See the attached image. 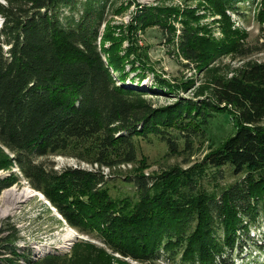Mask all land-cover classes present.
Listing matches in <instances>:
<instances>
[{
    "label": "trees",
    "instance_id": "1",
    "mask_svg": "<svg viewBox=\"0 0 264 264\" xmlns=\"http://www.w3.org/2000/svg\"><path fill=\"white\" fill-rule=\"evenodd\" d=\"M66 1L0 0V170L8 171L0 175V194L22 174L80 233L96 235L124 256L146 264H160L162 253L169 260L179 255L180 264H234L241 231L264 216V62L215 78L211 99L156 108L122 81L130 58L119 54V39L99 47L100 8L86 0L80 18L65 25L60 3H75ZM243 1L219 0L222 9L236 11ZM254 1H260L264 31V0ZM165 11L143 6L133 19L138 27H166ZM180 37L186 57L202 60L198 30L185 26ZM157 79L162 89L175 91L165 78ZM212 111L232 114L236 124L219 147L185 169L151 174L137 166L127 178L137 198L112 196L104 168L135 162L138 137L157 135L175 152L177 140L190 141ZM70 152L93 167L58 169L41 160ZM206 165L219 171L229 165L241 178L221 186L219 194L207 192L197 184ZM16 238V225L0 221V264H113L104 251L34 259L18 252Z\"/></svg>",
    "mask_w": 264,
    "mask_h": 264
},
{
    "label": "rangeland",
    "instance_id": "2",
    "mask_svg": "<svg viewBox=\"0 0 264 264\" xmlns=\"http://www.w3.org/2000/svg\"><path fill=\"white\" fill-rule=\"evenodd\" d=\"M85 1L75 0L74 4L61 2L59 7L61 21L65 25L77 21L84 11ZM92 2L93 4L91 1L87 3L101 10L96 38L99 47L109 48L119 39V54L130 58V61L127 60L124 64L125 71H129V74L122 81L128 87L144 93L145 101L156 108L173 105L182 99L197 103L211 99L215 78H229L239 73L249 63L264 62V31L257 14L260 1L245 0L239 3L238 11L222 9L219 0L217 2L92 0ZM143 6H156L166 10L165 13L170 14L163 15L166 27L157 24L138 27L133 18ZM2 21L3 17L0 16V24ZM185 26L198 30L202 40V60L186 57V52L180 44V36ZM204 52H208L209 55L206 56ZM103 55L107 57L106 51ZM132 61L138 65L137 68H131ZM114 74L115 77L118 76L115 71ZM140 74L145 77L139 79ZM158 75L171 83L175 91L162 89L158 85ZM212 112L213 115L208 118L207 124L202 125L197 130L198 134L190 141L184 140L183 137L177 140L175 152H171L166 141L157 135L138 137L136 139L138 158L135 162L119 163L104 168L107 179L105 184L112 196L137 198L136 186L127 179L135 173L137 166L143 164L144 172L151 174L172 166L185 169L198 164L206 153L219 147L235 132L236 124L232 114ZM41 160L47 167L53 166L58 169L65 166H80L86 169L93 167L91 161L71 152L48 155ZM13 170L19 173L17 167H13ZM219 170L206 165L205 173L197 182L198 186L207 192L215 190L219 194L221 186H228L241 178L232 172L229 165ZM6 174L8 171L0 170V175ZM12 186L18 189L24 186L33 188L22 174L20 180ZM7 218L17 227L15 244L18 252L23 255L29 254L34 259L47 254H58L61 260L72 256L84 258L104 251L113 256L111 261L113 264H146L111 250L96 235L80 233L40 191L19 201L7 213L0 214V221ZM248 228L239 235V245L232 254L234 264H264L263 214L260 213ZM157 261L160 264H180L179 255L169 260L167 255L162 253Z\"/></svg>",
    "mask_w": 264,
    "mask_h": 264
},
{
    "label": "bare ground",
    "instance_id": "3",
    "mask_svg": "<svg viewBox=\"0 0 264 264\" xmlns=\"http://www.w3.org/2000/svg\"><path fill=\"white\" fill-rule=\"evenodd\" d=\"M35 191H36L35 189L28 187V186H24L22 189H18L15 186H12L10 188H6L1 195L0 214L7 213L13 207H15V205L19 201L23 200L24 198H27L29 195L39 193V191H36V192ZM70 230L72 231V229H70ZM20 262L23 263L24 260L21 259Z\"/></svg>",
    "mask_w": 264,
    "mask_h": 264
}]
</instances>
